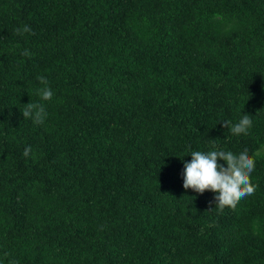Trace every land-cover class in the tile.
I'll return each instance as SVG.
<instances>
[{
	"label": "trees",
	"instance_id": "1",
	"mask_svg": "<svg viewBox=\"0 0 264 264\" xmlns=\"http://www.w3.org/2000/svg\"><path fill=\"white\" fill-rule=\"evenodd\" d=\"M244 149L234 209L183 187ZM0 264H264V0H0Z\"/></svg>",
	"mask_w": 264,
	"mask_h": 264
},
{
	"label": "clouds",
	"instance_id": "2",
	"mask_svg": "<svg viewBox=\"0 0 264 264\" xmlns=\"http://www.w3.org/2000/svg\"><path fill=\"white\" fill-rule=\"evenodd\" d=\"M17 35L24 33L34 34L29 25L15 29ZM23 56H31L33 53L24 49ZM44 87L38 89L41 101H50L54 92L48 86V80L44 76L38 77ZM22 115L25 119H31L34 124L41 125L47 117L45 104L42 102H29L25 105ZM225 127L235 135H247L252 127L253 121L249 115L245 114L238 123L232 125L230 121H223ZM216 149L215 144L212 145ZM32 152L31 146L25 148L23 155L28 157ZM191 161L184 162L183 187L192 189L196 193L203 194L206 190L216 193L215 206L221 211L225 207L235 208L244 198L253 195L258 185L251 182V173L255 169V160L249 155L247 149L239 154L232 151L212 150L209 152L192 151ZM219 160L226 162L219 163Z\"/></svg>",
	"mask_w": 264,
	"mask_h": 264
}]
</instances>
